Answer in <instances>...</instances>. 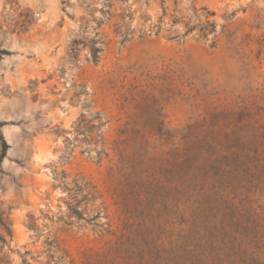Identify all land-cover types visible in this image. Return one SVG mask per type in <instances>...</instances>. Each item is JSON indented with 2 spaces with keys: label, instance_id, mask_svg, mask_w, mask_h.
<instances>
[{
  "label": "rangeland",
  "instance_id": "374dc122",
  "mask_svg": "<svg viewBox=\"0 0 264 264\" xmlns=\"http://www.w3.org/2000/svg\"><path fill=\"white\" fill-rule=\"evenodd\" d=\"M0 50V264H264V0H0Z\"/></svg>",
  "mask_w": 264,
  "mask_h": 264
},
{
  "label": "trees",
  "instance_id": "16d2710c",
  "mask_svg": "<svg viewBox=\"0 0 264 264\" xmlns=\"http://www.w3.org/2000/svg\"><path fill=\"white\" fill-rule=\"evenodd\" d=\"M102 43H104V40L103 39H100ZM92 54H91V58L97 62L99 61V58H100V53L103 51V47L102 46H98L96 45L97 42L96 41H93L92 42ZM3 53H7L6 51H3V50H0V55L3 54ZM1 126V124H0ZM0 141L2 142V146H3V150H2V157H4L6 155V150L8 148L7 144H6V141L0 131ZM51 257H54V256H51ZM61 258H59L60 260Z\"/></svg>",
  "mask_w": 264,
  "mask_h": 264
}]
</instances>
